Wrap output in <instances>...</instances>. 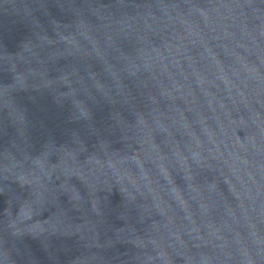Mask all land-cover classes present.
Returning a JSON list of instances; mask_svg holds the SVG:
<instances>
[{"label": "water", "instance_id": "water-1", "mask_svg": "<svg viewBox=\"0 0 264 264\" xmlns=\"http://www.w3.org/2000/svg\"><path fill=\"white\" fill-rule=\"evenodd\" d=\"M0 264H264V0H0Z\"/></svg>", "mask_w": 264, "mask_h": 264}]
</instances>
